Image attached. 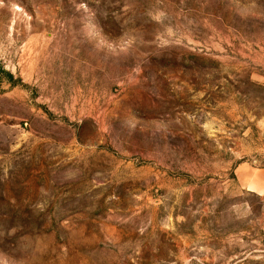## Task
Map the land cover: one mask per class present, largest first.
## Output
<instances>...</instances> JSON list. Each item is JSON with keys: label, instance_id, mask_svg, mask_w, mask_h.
Returning a JSON list of instances; mask_svg holds the SVG:
<instances>
[{"label": "rangeland", "instance_id": "374dc122", "mask_svg": "<svg viewBox=\"0 0 264 264\" xmlns=\"http://www.w3.org/2000/svg\"><path fill=\"white\" fill-rule=\"evenodd\" d=\"M264 0H0V264H264Z\"/></svg>", "mask_w": 264, "mask_h": 264}, {"label": "crops", "instance_id": "0c3cea01", "mask_svg": "<svg viewBox=\"0 0 264 264\" xmlns=\"http://www.w3.org/2000/svg\"><path fill=\"white\" fill-rule=\"evenodd\" d=\"M252 187H253L254 189H257V190H259V191L264 192V189H262V188H263L262 183L254 184Z\"/></svg>", "mask_w": 264, "mask_h": 264}]
</instances>
